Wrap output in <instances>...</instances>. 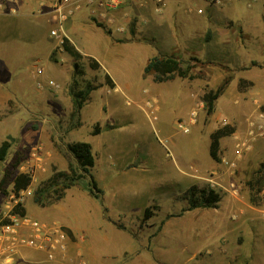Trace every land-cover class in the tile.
Returning <instances> with one entry per match:
<instances>
[{"label": "rangeland", "instance_id": "374dc122", "mask_svg": "<svg viewBox=\"0 0 264 264\" xmlns=\"http://www.w3.org/2000/svg\"><path fill=\"white\" fill-rule=\"evenodd\" d=\"M12 1L0 0V18ZM13 2L16 14L34 21H6L20 30L41 28L50 43L0 34V145L10 143L0 162V228L20 205L22 217L59 230L67 246L54 259L23 247L11 264H264V0H119L103 16L93 10L96 3L83 4L65 11L62 47L49 37L58 25L50 0ZM180 3H191L187 32L175 15ZM149 9L173 13L168 25L179 46L171 56L190 68L191 78L159 83L144 73L156 53L155 40L139 31L140 13ZM218 28L228 31L215 35ZM222 48L230 64L215 55ZM224 82L207 113L202 96ZM223 127L232 132L219 140L213 160L210 135ZM76 142L91 147L96 198L87 175L66 189L67 178L53 179L73 176L67 146ZM157 157L166 163L157 166ZM174 170L190 179L144 195L152 182L170 183L157 171L172 177ZM19 173L31 181L14 194ZM191 187L195 194L214 191L216 208L188 210Z\"/></svg>", "mask_w": 264, "mask_h": 264}, {"label": "trees", "instance_id": "16d2710c", "mask_svg": "<svg viewBox=\"0 0 264 264\" xmlns=\"http://www.w3.org/2000/svg\"><path fill=\"white\" fill-rule=\"evenodd\" d=\"M65 51L76 54V52L67 44L64 45ZM144 73L145 74H151L153 77V80L155 82H165L172 80L175 77L180 78H191L190 68L186 66L183 68L181 66V62L179 59L169 56V57H153L151 58L146 66L144 67ZM226 85V82H224L221 86H219L214 92L210 91L205 93L202 96V100L206 106L207 113H211L213 110V102L214 100L223 92L224 87ZM76 99L79 98L80 93L73 94ZM76 106L78 107L80 104L78 100H75ZM98 132V129L95 130ZM232 131L228 129L227 127H223L220 129H217L215 132H213L210 135V143H209V155L213 160H217L218 155V149H219V140L227 136ZM10 148L9 142H3L0 145V162H3L7 156V153ZM67 150L72 155L76 162L77 169L72 171V177L67 175L66 173H58L56 176L53 177V179L56 180L58 177H64L67 178L68 183L63 188H69L71 187L78 179L89 176L90 177V185H89V192L93 197L96 198V194L94 193V190L96 191L97 186L95 180L90 176V170L93 168L95 159L93 156V153L91 151V147L86 142H76L72 143L67 146ZM77 170L80 171V173H77ZM30 177L27 174L19 173L15 176V178L12 180V191L14 194H17L20 190L25 189L30 184ZM4 182V179L0 181V185H2ZM54 184V182H53ZM61 188V189H63ZM195 187H191L188 189V194L190 195L189 199V207L188 210H192L195 208H216L217 202H218V195L214 193L212 190H201L198 191L197 194H195L194 190ZM62 191V190H61ZM62 195L60 194L59 198ZM13 213L15 215L23 216L24 210L20 208V205H17L14 209ZM145 219L150 217L151 212L149 208L144 209L143 213Z\"/></svg>", "mask_w": 264, "mask_h": 264}, {"label": "built area", "instance_id": "2783aa9c", "mask_svg": "<svg viewBox=\"0 0 264 264\" xmlns=\"http://www.w3.org/2000/svg\"><path fill=\"white\" fill-rule=\"evenodd\" d=\"M156 1L159 2L160 0ZM206 1L209 4L219 5L224 0ZM95 3L97 4V8L93 10H100V15L102 16L105 15L106 10L114 9L120 4L119 0H50V6L57 18L58 25L56 28L50 30L49 37L56 41L57 47H62L65 41L62 25V19L66 17L65 11L70 13L74 9L77 10L82 7L83 4L93 5ZM91 12L94 13L92 10ZM48 84L55 85L53 82H49ZM193 115L191 113V117ZM177 128L184 134L189 132V125L187 123L178 122ZM157 137L160 138L159 136ZM159 141L161 142L160 139ZM236 153L238 154V151ZM26 194L30 195V192L27 191ZM66 246V237L59 230H47L46 226L40 222L19 215H13L10 218V223L0 228V264H11L23 247L44 250L48 253V259H54L57 255L63 256L65 254Z\"/></svg>", "mask_w": 264, "mask_h": 264}, {"label": "crops", "instance_id": "0c3cea01", "mask_svg": "<svg viewBox=\"0 0 264 264\" xmlns=\"http://www.w3.org/2000/svg\"><path fill=\"white\" fill-rule=\"evenodd\" d=\"M14 1V0H13ZM10 2L9 3V8L7 9V13H5L4 17H1V24H0V34L2 35H6L8 34L10 36V39H14V36H20V37H24V35L29 36L31 39V41L36 40V39H44V41L50 43L48 38H43L44 35H42V30L41 28H35L33 31L30 30H24L21 28H18L17 26L13 25V23H9V21H6L7 19L11 18L13 22H15L16 20H19L20 22H24L23 20H27L29 23L33 22L34 19L30 18V15L28 14H23V16H19L20 14H16V11L19 10L18 9V5H15V2ZM182 6V3H180ZM187 4H191V3H186L184 4V6L179 7L180 9L177 10L175 12V15L182 19V27L186 30V27H189V21H186L187 19H190L189 16H192V14H189L191 12V10L186 9L185 6ZM40 13H42V10L40 11ZM209 15H211V18L214 19L215 21L217 20L218 22H222V18L220 16L219 12L216 11H210ZM222 15V13H221ZM16 17L15 19L13 18ZM171 16L173 17V13L170 12V10H166L165 13H163V15H157L155 13H153L152 10H148V11H144L142 13H140V19H139V31L141 33V37L142 38H149L151 40H155L154 42V46L156 49V53H154L153 55L150 56L149 60L153 57H169L171 56V53L173 50L176 49L177 46H179V41L177 40V38L174 36V34L171 32V28L168 25V20L171 18ZM18 17V18H17ZM198 19H204L205 18H198ZM19 21H16L17 23H19ZM6 23V24H5ZM7 23H9V29H6V25ZM16 23V24H17ZM25 23V22H24ZM4 24V25H3ZM227 29H221L218 28L215 31V35H222L227 33ZM9 39V38H8ZM190 40V39H189ZM183 41V40H182ZM180 41V42H182ZM186 44H184L183 46H185L186 48L188 47L189 42L188 41H184ZM205 46V44L203 45ZM224 46V45H223ZM229 49V48H228ZM205 52V51H204ZM230 54H232V50L229 49ZM215 55L219 56V57H223L222 61L223 63H227L230 64L231 59L229 56L225 55V51L224 49H215ZM147 60V62L149 61ZM147 122V121H146ZM144 121V124L147 125L148 123H146ZM153 125V124H152ZM153 127L155 128V124L153 125ZM142 159H144L142 162L147 163L145 157H142ZM164 159V158H163ZM163 161L157 157V162L156 165L160 167V165H164V163H166V160L164 161V163H162ZM150 166L155 165V162L151 160L148 162ZM175 173L172 177L169 176V172L166 171H162L163 173H161V171H157L156 172V177H159V174L161 175V180H167L170 179L171 181H169L170 183H168L167 185L162 182V183H154L152 182L151 185V190L150 191H146L144 192L146 195L148 192L149 193H157L159 187L161 186H167V187H175V182L179 183L182 179H185L186 181H188L190 179V175L188 173H185L183 171H179V170H174ZM142 174L146 175V172L143 170L141 171ZM156 177H152L156 178ZM175 181V182H174ZM144 184V181L142 182Z\"/></svg>", "mask_w": 264, "mask_h": 264}]
</instances>
